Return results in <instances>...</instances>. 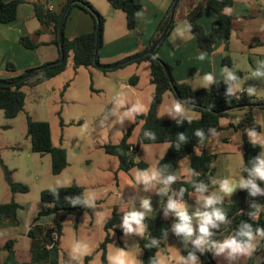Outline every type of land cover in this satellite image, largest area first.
<instances>
[{"label": "crops", "instance_id": "0c3cea01", "mask_svg": "<svg viewBox=\"0 0 264 264\" xmlns=\"http://www.w3.org/2000/svg\"><path fill=\"white\" fill-rule=\"evenodd\" d=\"M22 1L23 2L18 7L16 19L10 23H0V78L14 76L29 69L39 68L47 63L55 62L61 57L60 46L54 43L55 35L51 31L44 29L35 14V5H43L46 9L52 7V10L59 11L65 4L66 0ZM85 1L89 2L104 18L102 43L100 45L98 58L101 64L112 65L146 51L153 44L152 39L175 0H144L142 8L136 14V24L133 29H130L128 26L126 13L121 9L114 8L109 0ZM202 1L203 0H181L176 10L174 27L159 46V57L170 66L174 80L179 83H187L194 89L210 87L220 81L228 79V73L232 74L233 71H242L243 76L235 84V86L238 84L239 88L237 89L234 86V90L237 91L238 94H241L242 92L252 89V93L258 99H264V70L260 68L264 63V0H235L232 7L225 9V12L226 10H230L227 14L235 19L234 28L230 38L220 40L210 55H204L201 53L198 39L190 29L187 21L189 11ZM69 9L70 13L67 17L64 28V34L67 38L72 39L79 35L93 32L97 29V21L94 15L89 11L78 5H71ZM216 18L217 14L212 9L206 8L199 19V23L206 31H209ZM40 29H43V32L38 34L37 31ZM26 36L38 46L36 48L26 47L22 43V38ZM238 54L245 56L249 64H258V66H255L256 70L240 68L237 62ZM201 56H203V59H200ZM225 56L230 57L232 61L231 67L223 63ZM132 62L133 61L129 63ZM148 62L150 63V61ZM8 63H12L15 66L16 72H10L7 70ZM82 67L85 66L77 68L74 66L72 55L71 61H68L67 68L62 73L47 80L49 81V89H54V95H56L55 91H57L59 85H64L63 88H58L60 90L62 89V91H60L61 93L64 92L61 96L62 107L69 108V110L71 109V111L74 112L73 114H75V112L78 113V116L70 115L69 118H67L70 125L86 128L107 127L106 124H112L110 122L114 118V115L111 112V107L118 101L119 97L125 95V92L127 93V91L135 98L136 105L141 109L140 112L135 114L133 123L135 122L137 114H145L148 112L152 98L155 94V85L151 81V63L150 81L153 84L154 89L148 87L146 95L142 94L141 96L135 87H133L132 82L126 80V77L117 73L118 66L111 68V70L107 72H104L98 67H85L90 69L88 74L80 71ZM73 70H77V72L74 73V76L69 78L67 74ZM109 73L111 75H109ZM256 73H261V75H256ZM207 75H212L213 80L211 82L205 79ZM81 77L86 82L87 80L90 81L91 90L87 93V96L77 98L75 96L70 97L67 93L68 89L71 88L70 86L75 84ZM67 79H69L70 82H68L69 86L65 89L67 82L64 81ZM95 80L100 81L99 86L95 87ZM45 82L25 88L26 98L30 93L43 91L39 89V87ZM167 96L168 94L166 92L159 109L160 117H163L161 116V111ZM75 106H77V110L74 108ZM244 112L243 109H237L233 113V117L223 118L221 120V128L209 138L206 145H199L201 148L198 150V146L195 148L196 154H201L204 151H207L209 153H214L217 156L215 160L216 171L212 181L213 187L209 192H194L188 200H173L177 204L183 205L187 214L191 217V225L193 228V234L191 237H176L175 225L178 223L175 221L173 214L168 210H162V203L165 196H167L168 191L167 189L165 191V189L162 188L165 184L163 183V177L158 170V163L165 156L170 143H139L140 130L143 124V122H141L135 127L129 141L132 149H134L135 146L138 147L136 154H139L140 159L148 164V167L141 172L149 170V173L141 174L139 179L132 177L129 182L121 183L118 179V173L124 170L119 169V160L117 157L112 162L100 160L96 163L99 165H110V167H112L110 170L114 171L116 176V186L112 184V186H106L105 188V191L109 192L107 195H103L98 201H86L88 204H91L93 208L96 207L97 209H100V207H102V216L105 218L96 220L97 223L83 220L87 213L80 217L70 215L67 218H72V221L69 223L74 222L73 225L77 230H80L84 226V221L87 226H91L90 228L96 226L101 234H98L97 240L90 243L87 249L81 254L80 258L76 259L75 262L65 260V262L61 263L64 254V251L61 249L60 264H80L82 258L84 264V258L91 254L104 240L107 234L105 230L106 222L112 217L115 209L123 219L115 226V228L110 229V236L113 231H116L117 234L118 230L122 231L119 228V225L124 223L125 217L132 211L143 212L144 218L156 217L161 214L163 219H172L173 224L167 234L166 245L160 248L157 252L159 264H182L181 258H183L184 264H193V262L188 259L189 256L183 254V249L190 246H196L199 253H204L210 246L211 235L205 238L207 241L206 243L199 246L195 244V241L201 237V233L199 232V217L196 213L198 211L202 213L206 210H211L204 207L201 197L212 196L217 198L219 202L214 205V207L220 208L221 203H234L238 199L239 191L242 188L239 184L241 179L245 182L248 181V178L244 176L242 171L245 159L244 132L242 129H235L232 126L238 124ZM253 113L260 129L249 131L247 135L250 140L262 146L264 156V109L258 107L254 108ZM200 118L201 113L198 118L197 116H193L190 119ZM89 136L90 135L87 133L85 138H89ZM64 139L65 135L63 136L60 146L67 150L68 165L59 174H62L67 170H72L74 168L73 166L76 165V162L69 160V153L66 147L68 141H64ZM108 143L117 142H98L97 145L102 148V145ZM147 145L148 147H146ZM86 161L88 164L93 163L91 159ZM107 168L108 167H106V169ZM153 174H155V178L145 182L143 177L145 175L151 177ZM176 174L177 178L181 181L190 179L191 169L189 158L182 160ZM225 179L236 182L237 184V187L231 194H226L220 190V182ZM251 180L264 183V180L252 175ZM83 187L85 188V200L88 195L97 196V193L91 192L92 185H84ZM165 187L167 188L168 185ZM136 192L140 196H136ZM126 196L128 198H126ZM143 200H149V209L142 207ZM18 204L20 205L17 211L18 223L0 228V262H2L7 256V252L2 248L10 240L14 242L13 248L15 251V257L18 261L29 262L31 260L32 239L29 236V230L35 223L39 213L50 206L49 203H45L42 200L40 202H35V204L29 202H20ZM51 221L52 215H42L37 220V223L41 225H50ZM143 221L142 226L144 228ZM132 226H135L138 229L137 231L132 232L134 240V244H132L133 253L136 257H139V260H141L142 250L138 244L137 237L144 235L145 229L143 234H141L142 231L135 223H133ZM213 229V227L209 228L211 234ZM123 235L124 232L122 231V235L119 236ZM255 238H257L255 243L256 250L258 251L260 247H262L263 250L264 242L261 244L262 238L259 236L254 237V239ZM181 239L185 240V243H182L180 241ZM111 248H114L112 238L108 245V260ZM122 248L124 250V255L128 254L129 247L122 246ZM173 252L178 255L177 260L173 259ZM252 253L253 251L246 257L248 260H250ZM213 256L214 260L219 263L223 257L229 258L228 249H225L221 253L214 251ZM260 256L261 254L255 257V259L262 261L264 258L259 260ZM195 257V264H202L201 257L199 255H195ZM97 258L101 261V254H97L90 261V264Z\"/></svg>", "mask_w": 264, "mask_h": 264}, {"label": "trees", "instance_id": "16d2710c", "mask_svg": "<svg viewBox=\"0 0 264 264\" xmlns=\"http://www.w3.org/2000/svg\"><path fill=\"white\" fill-rule=\"evenodd\" d=\"M234 1L203 0L189 11L187 21L190 29L198 39V45L202 54H212L216 44L220 40L230 38L235 19L231 15L226 14L225 9L232 7ZM22 2V0H0V23L14 21L18 14V7ZM70 2H73L72 6H81L94 15L97 24L100 22L101 32L103 33V16L85 0H66L59 11L46 9L43 5L36 4L35 14L44 29L51 31L55 35L54 43L59 45V26L62 21L63 12ZM109 2L114 8L121 9L126 13L128 26L130 29H133L136 24V14L142 8L144 0H109ZM206 8L212 9L217 14V18L213 21L209 31H206L199 23V19ZM69 13L70 9L63 20V52L65 58L62 62L47 63L41 66V68L29 69L14 76L0 78V80L10 83L0 84V109L4 110L7 118H15L24 110L26 105L25 88L41 84L62 73L68 66L70 54L73 55V63L76 68L80 66L96 67L94 62L96 30L72 39L67 38L64 34V28ZM95 14H98V18ZM170 15L171 8L159 26L152 39V43L166 27ZM174 24L175 20L171 29L174 27ZM42 32L43 29L37 31L38 34ZM22 43L28 48H36L38 46L27 36L22 38ZM159 46L156 50L157 55ZM60 53L62 55L61 49ZM143 60H148L151 63V81L155 85V94L149 110L145 114L136 115L135 122L126 130L118 143L104 144L102 148L107 153L115 155L118 158L120 170L129 171L134 167L145 170L148 164L143 160H135L138 147L135 146L132 149L129 141L135 127L143 122L139 143H170L165 156L158 163V170L163 180H166L169 176H174L176 179L168 184V194L163 200L162 210H168L173 214L175 221L179 223L176 211L168 207L169 201L177 198L188 200L192 193L198 192L197 188L200 185H204L206 188L203 193H208L213 187L212 181L216 171L215 160L217 155L207 151L196 154L195 148L199 145H206L209 138L221 128V120L233 117V113L237 109H243L245 112L238 124L232 126L235 129H242L244 132L245 159L242 171L244 176L248 178V181L251 180L250 170L255 166L257 158L263 156V149L260 144L250 140L247 133L260 129L254 118L253 111L257 107L264 109V99H258L253 93L250 94L249 91L238 94L234 90L235 84L243 76L242 71L232 72V75L236 77L235 81L225 79L210 87L194 89L187 83L177 82L173 76L174 84H172L164 66L168 68L170 73L171 68L159 55L154 57L151 54H147L133 62H141ZM223 63L227 66H232L229 56L224 57ZM123 65L125 64L118 67ZM260 68L264 70V63ZM7 70L16 72V68L12 63L7 64ZM30 70H33V73L29 78L19 80ZM102 70L107 72L111 69L105 68ZM137 79L138 76H134L130 79V82L134 83ZM67 86H69V83L65 85V89ZM230 87L234 90L232 94L229 93ZM169 91L174 94L180 103L192 110L199 111L201 118L190 119L179 117L171 119L160 117L159 109L163 102L164 94ZM27 125V134L32 142V150L39 153H49L52 158V173H61L68 165L67 150L62 146L54 145L49 122L34 120L31 116H27ZM185 158L190 159L191 177L190 179L181 181L177 178L176 172ZM0 164L5 170L6 181L12 192L29 191L28 185L13 180L12 170L3 163L1 158ZM251 181L259 191L254 193L251 185L243 186L239 191L238 199L234 203H221L220 209L226 215V222H218V227H215L212 231L210 244L213 242L221 243L226 238H235L238 242L246 241V237L238 235L244 224L251 226L254 237L259 236L262 238L261 244L264 242V235L257 233V229L264 232V183L261 181ZM84 196L85 188L77 183L43 190L41 200L49 203L50 206L39 213L35 223L29 230V236L32 239L31 260L29 262L18 261L13 248L14 242L10 240L2 248L7 252V256L0 264H60V239L65 219L70 215L80 217L85 213L92 214L94 211L93 206L86 202ZM19 207L20 205L14 199L0 204V228L18 223L17 211ZM252 212H256L255 217L249 214ZM42 215H52L50 225L37 223V220ZM122 219L123 217L115 209L112 217L106 222L105 230L107 234L104 240L91 254L84 258V264H90V261L97 254H101L102 264H110L107 255L108 245L111 242L110 229L115 228ZM143 224L145 233L137 237L138 244L142 250L140 264H159L157 252L166 245L167 234L172 227L173 221L172 219H163L160 214L156 217H145ZM118 234L122 235V231L118 230ZM175 235L178 238L185 237L182 233H175ZM55 236L56 239L54 240ZM210 250L211 257L208 256ZM214 251V247L209 246L204 253H199L196 246H190L183 249V254L185 256H190V254L194 256L199 255L202 259V264H218L213 259ZM262 252H264V247ZM254 254H252L251 259ZM252 264H264V259L262 261L254 259Z\"/></svg>", "mask_w": 264, "mask_h": 264}, {"label": "rangeland", "instance_id": "374dc122", "mask_svg": "<svg viewBox=\"0 0 264 264\" xmlns=\"http://www.w3.org/2000/svg\"><path fill=\"white\" fill-rule=\"evenodd\" d=\"M71 59L72 55L70 54L68 61H71ZM237 62L240 68H247L250 70H256L255 66H258L256 63L249 64L247 58L241 54H238ZM125 65L118 67L117 73L126 77V80L129 81L134 76H138V79L132 84L139 92L140 96L142 94L146 95L148 87L154 89L150 81V63L148 61H142L141 63L128 62ZM80 71L88 74L90 69L82 67ZM76 72L77 70H73L67 75L71 78ZM109 75L111 74L109 73ZM64 82L68 83L70 81L67 79ZM94 84L95 87L99 86L100 81L95 80ZM48 85L49 81L39 87V89L43 91L28 94L24 110L15 118H7L4 110L0 109V158L3 163L12 170V177L15 182H20L29 186V191L27 192H12L6 181L5 170L0 164V204L9 202L11 199H14L18 203L29 202L35 204V202L41 201V193L43 190L53 187L69 186L75 182L81 186L89 184L93 186L91 192L97 193V196L88 195L86 197L87 202H92L91 200L98 201L103 195L109 193L105 191L106 186L110 187L112 184L116 186V176L114 171L110 170L112 167H110V165L96 164L100 160L112 162L116 159V156L107 153L104 148H100L97 143H118L120 141L124 131L133 123L135 114L141 110L136 105L135 98L129 94L130 92H125V95H121L118 101L111 107V112L114 115V118L110 122L112 124H106L107 127L103 126L101 128H86L70 125L67 121L70 115L78 116V113L75 112V114H73L74 112H72L71 109L69 110V108L62 107L61 96L64 92L61 93L60 91H62V89L60 90L58 88H63L64 85H59L57 91H55L56 95H54V89H49ZM70 87L71 88H69L67 92L68 95L70 97L75 96L76 98L87 96V93L91 90L90 81L87 80L86 82L82 77ZM167 94L168 96L164 102L161 116L170 118L182 116L189 118L193 116L199 117V111L192 110L183 104L185 113L175 112L173 104L178 102V100L175 99L172 92H167ZM134 107L137 111L132 112L131 115H126V113ZM74 108L77 110V106ZM27 116H31L34 120L49 122L54 145L60 146L63 136L65 135L64 141H68L66 147L69 153V160L76 162L72 170H67L62 174H53L51 155L49 153H39L32 150V142L27 134ZM87 133L90 135L89 138H85ZM146 147H148V145ZM200 148L201 146H198L197 150ZM88 159H91L93 163L88 164L86 161ZM135 160H141L139 154H135ZM106 167L108 168L106 169ZM141 171L144 170H140L136 167L129 171H120L118 173L119 182L126 183L129 182L132 177L139 179L141 174L149 173V170L146 172ZM135 195L140 196L138 193ZM126 198L128 197L126 196ZM94 208L95 210L93 213L85 214L83 220L97 223L96 220L105 218L102 216V207H100V209ZM71 219V217L67 218L63 225L61 249L64 251V254L61 263L65 262V260L75 262L76 259L80 258L84 250L87 249L89 244L97 240L98 234H101L96 226L90 228L91 226H87L84 221V226L80 230H77L73 225L74 222L69 223L72 221ZM119 228L124 232L123 236H119L116 231L111 232L114 248H111L110 251V264H118L121 259L124 261V264H140L139 257L134 255L132 249V244H134L132 232L138 229L132 226V230L129 231L125 223L120 224ZM143 232L144 228L141 234H143ZM180 241L185 243L183 239ZM256 241L257 238L253 239L251 242L253 246L251 252L253 251V253L256 250ZM122 246L129 247L128 254L124 255ZM77 248H79V250H76ZM228 254L229 258L223 257L221 261L217 263L252 264L255 257L259 254H261L259 260L264 258L262 247H260L258 251L256 250L253 258H250L251 261L246 258L249 253L230 254V249H228ZM177 258L178 255L173 252V259L177 260ZM80 264H83V258ZM91 264H101V261L97 258L93 260Z\"/></svg>", "mask_w": 264, "mask_h": 264}, {"label": "clouds", "instance_id": "9594fccd", "mask_svg": "<svg viewBox=\"0 0 264 264\" xmlns=\"http://www.w3.org/2000/svg\"><path fill=\"white\" fill-rule=\"evenodd\" d=\"M230 10H226V14L227 12ZM200 59H203V56L200 57ZM256 75H261V73H256ZM205 79L209 82H211L213 80L212 75H207L205 77ZM228 79L231 81H235L236 77L233 76L231 73H228ZM237 89L239 88V85L237 84L235 86ZM233 88L230 87L229 88V93L232 94L233 93ZM249 93H252V89L248 90ZM173 109L175 112L177 113H185V108L184 106L180 103V102H176L173 104ZM137 111V109L134 107L132 110H130L129 112L126 113V115H131L132 112ZM199 135V133H198ZM183 139V137H181ZM250 175L252 176H256L259 177L261 180H264V156L257 158V162L255 164V166L250 170ZM155 178V174H153V176L149 177L147 175H145L143 177V179L145 180V182L149 181L150 179H154ZM176 178L174 176H169L167 177L166 180L163 181V183L165 185H168L170 183H172ZM240 186H247V185H251L254 193L256 191H259V189L256 187V185L251 181H247L245 182L243 179H241L239 181ZM237 187L236 182L230 181L228 179H225L223 181L220 182V190L226 194H231L234 189ZM206 190L204 185H200L197 188L198 192H204ZM166 191V189H165ZM202 201H203V205L206 209H211L210 211L206 210L204 212H197L196 215L199 217V232L201 233V237L199 239H197L195 241V244L197 246L206 243L207 241L205 240L206 237H209L211 235V233L209 232V228L210 227H218V222L220 223H225L226 222V215L225 213L220 209V208H216L214 207V205H216L219 201L217 198L215 197H201ZM142 207L145 209H149L150 208V202L149 200H143L142 201ZM168 207L174 211H176L178 217H179V223L175 225V231L177 234H184V236L186 238L191 237V235L193 234V228L191 225V217H189V215L187 214L186 210L184 209L183 205H179L177 204L175 201L170 200ZM250 215H252L253 217L256 216V212H252L249 213ZM144 219V213L143 212H136V211H132L131 213H129L126 217H125V225L126 227L129 229V231L132 230V224L135 223L138 228L142 231L143 230V226H142V221ZM257 233L264 235V232H261L260 229H257ZM238 235L242 236V237H246L247 240L244 242H238L235 238H228L225 239L223 242L221 243H211L210 246L214 247L215 251L217 253H221L223 252L225 249H230V254H234V253H250L253 246L251 245L250 241L254 239L253 236V231L250 225L248 224H244L243 228L241 229V231L238 233ZM76 250H79V248H77ZM189 260H191L193 262V264H195L196 261V257L194 255L189 256L188 258ZM182 264H184L183 258H181ZM118 264H124V261L121 259Z\"/></svg>", "mask_w": 264, "mask_h": 264}, {"label": "water", "instance_id": "95a60500", "mask_svg": "<svg viewBox=\"0 0 264 264\" xmlns=\"http://www.w3.org/2000/svg\"><path fill=\"white\" fill-rule=\"evenodd\" d=\"M181 2V0H175L172 7H171V15H170V19L166 25V27L164 28V30L162 31V33L160 34V36L153 42V44L144 52L140 53V54H137L135 56H132L126 60H123V61H120L118 63H115V64H112V65H103L100 63L99 61V50H100V45H101V38H102V32H101V25H100V22H98L97 24V29H96V49H95V66L98 67V68H101V69H105V68H108V69H111V68H115L117 66H119L120 64H124V63H128V62H131V61H135L147 54H151L153 55L154 57H157V53H156V50H157V47L162 43V41L166 38V36L168 35L170 29H171V26L175 20V15H176V10L178 8V5L179 3ZM73 2H70L67 6H66V9L65 11L63 12V15H62V21L60 23V26H59V32H58V36H59V46H60V49H61V52H62V55L61 57L55 61L56 63H60L64 60L65 56H64V52H63V46H64V36H63V30H62V27H63V20L65 18V15L67 13V11L69 10L70 6L72 5ZM98 18V14H95ZM165 67V70H166V73H167V76L169 77V80L172 84H174V81H173V78H172V75L171 73L169 72L168 68L166 66ZM41 68V67H39ZM33 73V70H30L26 75L22 76L19 80H23V79H27L29 78ZM0 84H10L9 82H6V81H2L0 80ZM248 203V201H247ZM264 246V244H263ZM208 256L211 257V252L209 251L208 252Z\"/></svg>", "mask_w": 264, "mask_h": 264}, {"label": "built area", "instance_id": "2783aa9c", "mask_svg": "<svg viewBox=\"0 0 264 264\" xmlns=\"http://www.w3.org/2000/svg\"><path fill=\"white\" fill-rule=\"evenodd\" d=\"M49 9L51 10V9H52V7H49ZM165 186H167V185H165ZM165 186H164V187H162V188H164V189H167V191H168V189H169V188H168V187L166 188ZM177 199H181V198H177ZM55 239H56V236L54 237V240H55Z\"/></svg>", "mask_w": 264, "mask_h": 264}]
</instances>
